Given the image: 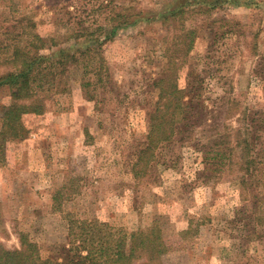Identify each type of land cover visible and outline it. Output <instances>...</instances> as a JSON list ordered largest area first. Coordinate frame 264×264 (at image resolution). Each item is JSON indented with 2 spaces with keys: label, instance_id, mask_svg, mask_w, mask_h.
Masks as SVG:
<instances>
[{
  "label": "rangeland",
  "instance_id": "obj_1",
  "mask_svg": "<svg viewBox=\"0 0 264 264\" xmlns=\"http://www.w3.org/2000/svg\"><path fill=\"white\" fill-rule=\"evenodd\" d=\"M175 1L18 0L40 33L68 35L64 46L77 41L79 30L84 37V26H102L96 30L102 37L122 21L118 14L136 20L116 28L101 49L80 56L79 64L71 63L67 90L46 98L43 113L24 115L26 137L6 143L0 162V241L6 247H19L25 234L43 258H61L78 243L82 222L97 220L127 232L158 225L175 236L177 245L162 264H264V199L254 204L253 189L241 188L236 167L219 175L208 169L204 150L220 127L199 124L190 133L182 127L175 142L157 146L147 163L138 162L155 99L153 81L177 46L180 26L163 20ZM181 2L196 8L183 16V24L196 27L198 37L177 71L179 85L199 70L213 113L236 97L240 106L228 117L230 126L249 119L261 127L264 0H255L257 6L245 0L236 6L233 0ZM16 16L0 6V46ZM226 28L232 32L218 40L215 31ZM102 58L99 81L90 71ZM84 63L91 65L86 74ZM5 70L0 64V74ZM9 101L0 86V105ZM259 136L250 135L258 148L263 128Z\"/></svg>",
  "mask_w": 264,
  "mask_h": 264
},
{
  "label": "trees",
  "instance_id": "obj_2",
  "mask_svg": "<svg viewBox=\"0 0 264 264\" xmlns=\"http://www.w3.org/2000/svg\"><path fill=\"white\" fill-rule=\"evenodd\" d=\"M224 2L221 1V4ZM181 3V0L175 1L163 13L166 15L164 22L172 21L180 26L177 46L175 54L167 61V69L153 81L155 99L151 109L147 111L148 131L138 162L147 163L157 146H167L175 142L182 127L190 133V130L199 124L212 122L211 126L220 127L221 130L206 144L208 149L204 150L205 159L211 165L208 169L218 175L226 167L229 172L235 167L241 170L242 173L236 175L241 188L250 186L253 189L254 204H259L264 199V143L260 148L256 147L250 135L253 132L255 138H259L261 128L264 129V122L259 124L261 127H257L251 125L249 119H243L241 125L231 127L228 117L235 114L236 106H240V99L236 97L227 100L223 111L217 114H222L219 118L203 98L205 78L199 70L192 72L193 74L187 73L184 86L179 85L177 71L182 63L187 61V56L198 37L196 27L183 24V16L196 8L187 9V6ZM202 3L203 1H199L197 4ZM232 3L236 6L239 0H233ZM245 3L258 5L255 0H245ZM0 6L10 13H17L7 24V30L4 31L7 39H4V45L0 46V64L6 67L0 74V86L7 88L10 97L9 102L0 105L1 162L5 159V145L8 141L26 137L27 129L22 123L23 116L43 113L46 98L52 93L67 90V80L72 68L70 64H79L80 56H90L91 51L101 49L102 44L112 37L116 28L133 23L136 18L118 14L123 18L122 21L112 25L102 37L96 31L102 30V26L98 25L95 30L91 25L84 26V37L77 29L74 33L77 41L64 46L62 43L67 42L68 35L47 36L40 33L37 23L26 11L27 6L23 7L18 0H0ZM214 6L215 4L207 7ZM201 7L203 6H199L200 10ZM231 32L230 28L215 31L216 38L223 39ZM78 49L80 52H77ZM176 58L181 63H178ZM103 60L102 58L98 65H93V71L89 70V63H84V74L90 71L100 81L105 71ZM88 84L90 83H85ZM253 121L256 122L257 119ZM243 194L242 191V198ZM237 214H240L239 210ZM245 216L247 218L251 214ZM242 224L245 226V221ZM246 225H249V222ZM75 236L78 243H72L74 245L69 247L61 258H43L36 243L28 240L25 234L20 236L19 247L8 248L0 241V264H162L163 255L169 252L172 246L177 245L175 236L164 234L158 225L127 232L104 221H83Z\"/></svg>",
  "mask_w": 264,
  "mask_h": 264
}]
</instances>
